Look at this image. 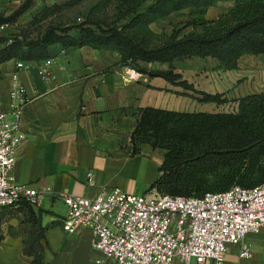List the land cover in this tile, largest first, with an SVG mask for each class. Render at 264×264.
<instances>
[{"label": "crops", "instance_id": "obj_1", "mask_svg": "<svg viewBox=\"0 0 264 264\" xmlns=\"http://www.w3.org/2000/svg\"><path fill=\"white\" fill-rule=\"evenodd\" d=\"M5 3L9 9L19 8L16 0H0V12ZM120 60L115 51L84 46L59 48L56 56L44 61L14 57L0 64V103L8 116L13 118L10 92L15 73L30 100L21 112L25 137L17 148L13 182L42 194L39 205L21 204L5 216L0 225V264H37V257L24 252L34 219L44 234L42 264H116L94 248L90 229L73 235L64 231L63 196L93 197L105 187L137 196L158 193L152 185L160 174L164 150L148 144L138 154L131 150L138 109L218 113L225 104L236 108L234 100L241 96L264 92V53L244 55L236 69L227 71L216 60L225 82L204 89L195 85L209 93H225L229 99L225 104L182 96L164 78L122 66ZM190 105L202 108L189 110ZM242 248L252 256H241ZM225 258L228 264H264V228L230 244Z\"/></svg>", "mask_w": 264, "mask_h": 264}, {"label": "trees", "instance_id": "obj_2", "mask_svg": "<svg viewBox=\"0 0 264 264\" xmlns=\"http://www.w3.org/2000/svg\"><path fill=\"white\" fill-rule=\"evenodd\" d=\"M86 0H65L47 5L34 17L37 23L62 10L79 6ZM220 0H152L148 5L131 4L110 23L85 19L66 26L45 29L37 38H0V64L11 58L44 61L56 56L58 49L89 46L120 54V64L152 77H161L187 92H177L199 103L225 104V93L199 90L177 72V62L213 58L227 71L238 67L244 55L264 53V0H234V7L217 19L203 16ZM24 0L10 16H0V27L16 23L33 6ZM189 8L192 26L171 34H158L151 24L173 11ZM147 64H165L151 68ZM231 112H182L145 107L137 110L132 132V154L148 144L164 150L159 176L153 183L159 193L173 196L202 197L223 192L235 185L254 188L264 183V92L248 94L234 100ZM22 204L30 205L27 202ZM44 234L39 220H33V231L25 241V254L37 257L42 264Z\"/></svg>", "mask_w": 264, "mask_h": 264}, {"label": "built area", "instance_id": "obj_3", "mask_svg": "<svg viewBox=\"0 0 264 264\" xmlns=\"http://www.w3.org/2000/svg\"><path fill=\"white\" fill-rule=\"evenodd\" d=\"M42 73L48 76L46 70ZM10 97L13 118L0 103V225L23 202L36 206L42 199L36 188L16 184L12 177L25 137L21 112L30 101L17 73ZM63 199L64 231L73 235L90 229L94 248L116 264H228L227 247L264 228V183L254 188L235 185L202 197L159 192L146 197L105 187L93 197ZM241 256L250 258L252 252L242 248Z\"/></svg>", "mask_w": 264, "mask_h": 264}, {"label": "rangeland", "instance_id": "obj_4", "mask_svg": "<svg viewBox=\"0 0 264 264\" xmlns=\"http://www.w3.org/2000/svg\"><path fill=\"white\" fill-rule=\"evenodd\" d=\"M19 7L24 0H16ZM63 0H34L33 6L22 14L16 23L12 25H3L0 27V38L7 39H26L27 41L37 38L48 27L54 26H66L72 23H80L85 19L98 21L102 23H110L114 21L133 0H86L79 6L71 9L62 10L53 14L52 16L45 18L37 23L32 22L34 17L39 15L44 5H52L55 2H61ZM137 3L142 2L143 7L148 5L152 0H136ZM16 4V5H18ZM5 3L3 11L0 12V16H10L15 9L7 8ZM235 5L234 0H220L207 9V13L203 16L204 19L212 20L221 17L223 14L229 12ZM15 6V3L14 5ZM189 8L173 11L164 18L151 24V29L158 33L171 34L175 29L184 28V33H189L193 30L192 26H186L190 22L191 17L189 15ZM149 66V64H147ZM167 67L165 64H155L151 68ZM176 71L180 72L184 79H187L199 88H209L212 86H218L221 81L225 82L221 73L217 70V61L213 58H199L194 57L186 59L184 61L177 62ZM180 92H187L188 94H194L192 91H186L182 87H177ZM185 96V95H182ZM187 97V96H186ZM189 97V96H188ZM202 105H196L193 107L190 105L187 109H201ZM234 108L232 105L225 104L222 107H218L217 110L222 112H231ZM216 111V109L214 110Z\"/></svg>", "mask_w": 264, "mask_h": 264}]
</instances>
